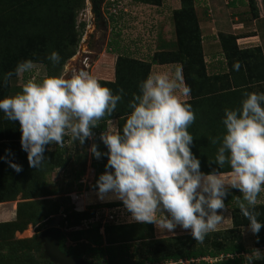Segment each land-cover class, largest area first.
<instances>
[{"label":"trees","instance_id":"obj_1","mask_svg":"<svg viewBox=\"0 0 264 264\" xmlns=\"http://www.w3.org/2000/svg\"><path fill=\"white\" fill-rule=\"evenodd\" d=\"M134 1L154 5L160 3V0ZM262 1L264 3V0ZM89 2L95 16H100V7L104 0H89ZM246 3L252 17L256 19L259 14L257 0H246ZM196 4V0H180V7L173 11L176 43L172 46L178 47V51L158 49L148 61L120 54L116 61L115 80H99L102 85L112 89L113 94H117L118 90L123 88L124 95L112 117L101 121L100 126L93 129V139L86 140L83 145L78 140L73 142L75 146H81L80 151L77 149L76 152L70 153L64 147L52 150L46 146V161L42 167L38 170L30 167L28 154L21 145L22 132L19 122L7 120L0 110V203L14 201L21 194L17 202L15 219L0 222V238L5 232V238L12 239L14 231L24 230L29 223L36 224L45 220L51 211H55L56 214L59 212L60 205L48 204L46 200L50 199H38L53 194L51 190L46 189L47 182L43 172L71 166L77 186L73 191L80 190L82 187L80 180L85 173L90 154L91 165L95 168L91 188L98 189L96 181L105 172L108 157L104 155L96 159L90 150H87V146L90 145V149L95 143L102 153L108 151L100 140L101 130L106 127L108 120L112 119L117 120V130L122 129L130 113L128 104L133 95L139 93V84L149 75L152 64H175L184 56L186 66L183 76L191 92L188 100L182 102L190 104L196 115L195 122L188 129L194 137L191 150L200 160L202 172L207 174L214 169L220 170L217 164L210 162L215 158L218 146L212 145L208 138L224 133L222 119L226 108H240L244 99L243 94L251 92L250 86L264 83V56L259 45L239 47L237 35L221 33L218 39L222 50L220 63L224 65L221 68L223 70L209 73L202 53V34ZM230 5H235L234 0L230 1ZM85 6L86 0H0V77L14 70L18 62L27 59L44 63L46 76H59L65 60L74 54L73 46L82 34L84 23L80 21L76 24V19ZM118 36L119 34H115L110 41L115 52L120 50ZM53 51L58 52L61 57L59 64L54 65L48 59ZM236 64H239V70L235 68ZM14 78L15 76L12 79ZM10 83L11 81L5 86L0 79V99L10 97L13 92ZM8 161L20 165L22 171L16 172ZM222 171L230 172L228 165H225ZM235 191L236 189L229 190V192ZM231 200L233 195L229 193L225 205L232 213L230 228L209 233L203 243H198L191 233L159 239L152 236V239L142 241L145 247L147 246L143 249L145 257L140 253L136 260L130 258L128 251L130 245L127 242L133 239H123L120 234L124 228H133V237L144 239L146 235L153 234L154 224L105 222L103 227L105 226V234L108 235L109 241L103 245V235L99 232L102 225L97 216V209L101 206L113 208L123 203L89 205L85 210L80 211L65 206L66 208L62 210L64 217L60 216L62 221L59 222V226H64L65 223L68 226L66 220L70 222L71 217L77 223L69 225L70 227L77 226L85 220L95 219V221L87 224L85 229L80 227V230L70 233L73 240H78L82 236L87 240L75 246H66L64 230H62L59 247L76 259L85 258L90 264H181V260H186L187 264H243L242 253L248 249L242 243L241 232L250 222ZM255 211L259 213L258 220L264 225V205L256 206ZM54 215H51V218ZM113 229L118 232L116 236H120L119 238L111 237ZM260 231L263 232L264 227ZM38 236L35 235L30 241L24 239L0 244V264H11V258L18 252L17 250L22 252L30 248H33L37 255L26 253L25 264H56L44 256L43 243ZM117 239L123 243H116ZM255 245L264 246L263 233L255 235Z\"/></svg>","mask_w":264,"mask_h":264},{"label":"clouds","instance_id":"obj_2","mask_svg":"<svg viewBox=\"0 0 264 264\" xmlns=\"http://www.w3.org/2000/svg\"><path fill=\"white\" fill-rule=\"evenodd\" d=\"M48 59L55 65L61 57L53 51ZM235 68L239 70V64ZM35 69L33 60H22L0 79L7 86L14 76ZM190 92L179 66L172 76L149 73L140 82L122 129L115 130L108 120L100 134L108 151L91 145L96 159L108 157L106 170L96 181L97 195L102 201H121L134 222L152 223L169 232L177 226L190 229L192 237L203 243L224 222L225 199L230 189H236L242 197L233 200L250 222L249 230L258 234L264 226L255 211L264 193V93L245 92L240 108L225 109L224 133L208 138L218 146L210 162L220 170L206 174L191 150L194 137L188 129L196 120L195 112L180 99ZM123 95V88L113 94L88 71L73 69L67 77H29L20 92L0 99V110L7 120L19 122L22 148L30 167L38 170L46 161V146L63 148L66 136L81 145L93 139V129L112 117ZM8 162L16 172L22 171L20 165ZM225 165L230 169L227 178ZM97 216L102 225L108 222L102 213ZM260 255L259 250L252 253Z\"/></svg>","mask_w":264,"mask_h":264},{"label":"rangeland","instance_id":"obj_3","mask_svg":"<svg viewBox=\"0 0 264 264\" xmlns=\"http://www.w3.org/2000/svg\"><path fill=\"white\" fill-rule=\"evenodd\" d=\"M230 1L231 0H196V8L199 19H205L207 14L210 15L211 19H225L226 24L222 27V29H219L217 39L218 35L221 33L237 35V44L239 45V47L249 46V44L245 43L246 39H244V36L251 33L258 34V41L254 43L261 47V53L264 56L263 1L257 0L259 14L256 19L252 17L250 8L246 3V0H234L235 5L233 6L230 5ZM179 7L180 0H160V3L157 5L137 2L134 0H104L100 7L101 15L97 17L91 9V3L89 2V0H86L85 8L79 12L76 19V24L80 21H83L84 23L82 34L80 35V38L77 41L76 45L73 46V49L75 50L74 54L65 60V63L59 72V76L67 77L68 75H70L73 69H83L95 76L98 80L114 81L116 75V61L120 54L148 61L150 60L152 54L158 49L162 51H164L165 49H175L176 51H178V47L172 46V44L176 43L175 26L173 24V11L174 9H178ZM234 19L237 20L235 21ZM232 20L235 21L233 22L235 24V28L229 30L228 28L231 27ZM239 22L242 23V26L237 25ZM225 29H227V31L229 32H223ZM115 34H119L118 40L120 50L118 52H115L110 45V41L113 36H115ZM214 39L216 40V37ZM215 45L217 46V49H219L218 53L220 54L222 50H220L221 46H219V39L218 41L216 40ZM85 57L87 58L86 63ZM185 61L186 60L184 56H182L181 61L175 63L177 67H182L183 72L186 66ZM33 62L36 64V69L31 74L15 77L11 80L10 84L13 88V92H11L10 96L20 92L22 90L23 83H25L29 77L35 80H39L46 76V65L41 61ZM164 66L158 69H154L150 73H167L169 76L174 75V69L176 70L177 68L176 66ZM258 86L261 87L259 88ZM250 89L251 92L259 93V91H261L260 93H264V83L251 85ZM182 97L185 96L181 94L180 99L186 98ZM187 97L189 98L190 96L188 95ZM47 147L54 150L58 146L55 144H50ZM89 147L90 145L87 146V150H89ZM64 148L68 152L74 153L77 149L80 151L81 146H75L70 137H67V139L65 138ZM88 160L89 159H87L86 167L89 164ZM43 174L44 179L47 182L46 189L49 191L51 190L53 194L38 199H50L46 200L48 204H51L52 206H55L56 204L60 205L61 207L59 212L56 214L55 211H51L49 213L50 215H47V218L45 220L36 224L29 223L24 230L14 231L12 239L5 238V232H3L2 238L4 239L0 238L1 245L14 240L28 239L30 241L34 238L35 235H39L38 237L40 238L41 232L53 223V218H55L56 215H62V217H64V214H62V210L65 206L71 207L73 210L75 209L77 211H80L85 210L87 206L92 204L88 201H91V199L95 200L92 193H90V196H88L90 200L87 197L86 201V196H84V204H82L81 202L82 199L79 198L81 194H84V192L88 191L89 187H91V182H93L94 179L91 169H88L85 172V179L87 180L86 187H84V183L81 182L82 187L80 190H77V192L73 191L77 186L75 183V176H73L72 174L71 166L66 169H51L47 173L43 172ZM20 197L21 194L18 195L14 200V202L16 201V204L13 205V210L17 207V202L20 200ZM0 207L8 209L10 205L6 204ZM107 208L108 207L97 209L98 215L102 213V215H104V217L108 219L109 215L111 213L113 214V219L108 220V222L106 223L111 222L115 224H121L134 222L130 219L131 214L127 213V210L124 208V206H121L120 209L116 211H114L113 208ZM51 215L54 216H52L51 218ZM61 221L62 220H60V222ZM66 221L68 222V226H66V223L64 226L60 225L61 230H64L66 239L65 244L66 246H75L78 243H84V241L86 242L87 240L83 238V236L78 240H73L70 236V233L72 231H77L78 229L80 230V227H83V229H85L87 224H89L87 222L89 221L90 223H94L95 219L85 220L83 223L74 227L69 226L77 223L74 218L71 217L70 222L68 220ZM104 227L102 225L99 229V232L103 235V245H106L107 241L109 240H107L108 235L105 234ZM154 229L153 234L151 233L146 235L144 239L133 237V228H124L122 230L120 236H122L123 239H133L127 242L130 245L128 251L132 260H136L139 257L140 253L145 257L143 249L147 248V246L145 247V244H143L142 242L143 240H150L152 239V236L155 239H159L172 235L191 233L190 229L184 230L180 226H177L171 232L159 229L157 226L156 228L154 227ZM116 233L118 232L113 229L111 237H115ZM244 235L246 237L245 242L248 243L247 248L252 249L254 245L253 243H251L252 241L250 242V244L248 241L249 237H251L252 234L244 233ZM116 237H118V235ZM117 240L118 241L116 243H123L119 241L120 239ZM17 251V253H15V256L11 258V264H25L27 260L26 253H28L29 255L35 253L33 248L25 249L22 252H20V250ZM261 251L262 253L260 252L261 256L259 258H256L254 256H252V260H250L249 257L247 259L244 258L243 264H264V249H261ZM35 254L37 255V253ZM81 259H83L86 264H90L85 258ZM180 263L187 264V261L181 260Z\"/></svg>","mask_w":264,"mask_h":264},{"label":"crops","instance_id":"obj_4","mask_svg":"<svg viewBox=\"0 0 264 264\" xmlns=\"http://www.w3.org/2000/svg\"><path fill=\"white\" fill-rule=\"evenodd\" d=\"M235 21L237 19H234ZM232 20V23H231V27L228 28L229 30L230 29H234L235 28V24L233 22H235ZM198 22H199V27H200V30H201V34H202V50H203V54H204V59L207 63V68H208V72L209 73H212V72H216L217 70H223L221 68H223L224 65H222L220 63V60L222 59V56H221V53L219 54V49H217V46L215 45V42L216 40L218 41L217 39V34L219 32V29H222V27L226 24V20L225 19H211L210 15L207 14L206 18L205 19H198ZM238 26H242V23H238L237 24ZM223 32H229L227 31V29H225ZM238 32H241V31H238ZM236 34V33H235ZM216 37V40L214 39ZM258 34H255V33H251L249 35H246L244 36V39H246L245 43L249 44V46L251 45H257L256 43L254 42H257L258 41ZM220 46V45H219ZM221 50V49H220ZM218 61V62H216ZM165 64H152L151 66V71L152 72L154 69H158V68H161L163 67ZM171 66H176L175 64H167L165 65L164 67H171ZM177 67V66H176ZM175 71V69H174ZM186 97V98H185ZM185 97H182V98H185V99H181V101H185V100H188V97L185 96ZM108 123V122H107ZM107 126V124H106ZM111 126L117 130L118 126H117V120L116 119H112L111 120ZM105 130L102 129L101 132H103ZM100 132V134H101ZM90 150V149H89ZM88 161H89V164L87 165L86 167V170L88 169H91L92 173H93V178H94V175H95V168L91 165V158H90V154L88 156ZM85 170V172H86ZM225 174V178H227L229 175H230V172H224ZM85 173L83 174L82 178H81V182L84 183V187H86V183H87V180L85 179ZM94 180V179H93ZM92 183V182H91ZM86 189V188H85ZM84 189V190H85ZM97 191L98 189H93L91 187H89V190L88 191H85L84 194H81V196L79 197L82 202V204H84V196H86V201H87V197L90 196V193H92L94 195V198L95 200H92L91 201H88V202H91L92 204L91 205H102V204H105V203H111V202H121V201H118V200H100L98 195H97ZM77 192V191H75ZM229 193H232L233 197L234 196H241L242 197V193L239 192V190H236L235 192H229ZM88 199L90 200V198L88 197ZM235 205V201L234 200H231ZM10 205V207L7 209V208H2L0 207V222H6L8 220H14L15 217H16V208L13 210V205L16 204V201H8V202H1L0 203V206L2 205ZM258 205H264V193H262L260 195V197L258 198ZM123 206V205H121ZM121 206H115V209L113 207V210L116 211L118 209H120ZM88 207V206H87ZM99 208H104L103 206L99 207ZM10 209V210H9ZM107 209H110V208H107ZM112 212V211H110ZM129 213V212H127ZM231 210L228 208L227 211L223 212V215L225 216V220L223 223H221L217 230H224V229H227V228H230L232 226V215H231ZM259 214V213H258ZM128 215V214H127ZM11 218V219H10ZM259 222L263 225V223L261 222V220H259ZM249 226V225H248ZM248 226H244L242 228V232H241V236H242V243L244 245V247L246 249L247 248V244L245 242V235L244 233L246 234H252L251 237H249V244L250 242L253 243V248L252 249H248L246 252L242 253V255L244 256V258H248V257H251L250 260H252V253L255 252L256 250H259L261 253V249H264V246H256L255 245V235L249 230V227ZM154 227L156 228V225L154 224ZM264 227V226H262ZM262 229V228H261ZM155 230V229H154ZM259 233H263L264 235V231H260ZM186 234V233H185ZM248 239V238H247ZM261 256V255H260Z\"/></svg>","mask_w":264,"mask_h":264},{"label":"water","instance_id":"obj_5","mask_svg":"<svg viewBox=\"0 0 264 264\" xmlns=\"http://www.w3.org/2000/svg\"><path fill=\"white\" fill-rule=\"evenodd\" d=\"M59 222L60 215H56L53 223L46 227L40 234L45 256L56 264H86L83 259H76L60 249L59 238L62 230Z\"/></svg>","mask_w":264,"mask_h":264},{"label":"built area","instance_id":"obj_6","mask_svg":"<svg viewBox=\"0 0 264 264\" xmlns=\"http://www.w3.org/2000/svg\"><path fill=\"white\" fill-rule=\"evenodd\" d=\"M86 60H87V58L85 57V63H86ZM111 219H113V214L112 213L109 215V219H107V220H111ZM103 221H105V220H103Z\"/></svg>","mask_w":264,"mask_h":264}]
</instances>
